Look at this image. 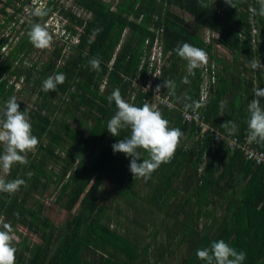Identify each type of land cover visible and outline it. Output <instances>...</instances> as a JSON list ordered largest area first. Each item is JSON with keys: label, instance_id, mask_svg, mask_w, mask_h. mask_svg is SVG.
<instances>
[{"label": "trees", "instance_id": "obj_1", "mask_svg": "<svg viewBox=\"0 0 264 264\" xmlns=\"http://www.w3.org/2000/svg\"><path fill=\"white\" fill-rule=\"evenodd\" d=\"M17 1L0 0V4L3 3L0 15L4 17L1 28L14 21L15 16L22 11L15 7ZM76 2L85 9L89 18L75 21V17L69 14L67 30L72 37H79V43L72 47L62 67L57 68L63 48L56 47L52 52L57 60L54 64L48 61L39 68V62L36 61L31 68L12 70V63L7 62L0 71V113L15 92L8 78L1 80L3 73L23 80L24 87L16 93L21 94L25 88H31L32 93L40 94V100L36 101L37 109L28 113L32 134L38 138L39 144L34 151L29 152L26 165L14 164L8 174V181L21 178L26 184L15 193H0V221L11 222L14 234L21 227L40 240L32 245L28 238H24L14 246L17 249L15 264H96L89 261V253H93L94 257L101 256L98 264H171L176 246L181 249V244H184L186 252L182 264H206L196 256V251L210 247L212 242L218 240L225 241L238 252L243 251L246 255L243 264H264V168L256 167L255 173H258L260 180L256 183L258 190L249 188L245 192L246 197L237 205L235 198L232 199L226 215V176H230L232 171L226 172L225 165L218 175L217 164L223 160L217 148H213L216 145L224 147L226 163V146L223 143L216 144L213 135L198 136L197 129L185 123L180 113L163 110L162 116L169 121V127L179 128L184 135L172 160L162 164L141 184L140 178H134L129 171L131 158L123 153L114 154L112 149V145L126 138L130 130H122L117 137L107 131V122L117 111L114 101L110 103L108 100L114 89L119 88L122 97L138 107L150 100V95L133 88V80L138 75L146 39L156 35L151 29L164 26L166 51L173 52L170 67L163 69L162 84L164 80H172L175 85L178 83L175 73L179 72L178 62L182 59L174 51L178 43L188 42L202 48L216 63L226 67V61L213 54L214 47L206 45L185 20L168 9L167 17H161L169 5L179 7L201 25L217 31V44L233 54V68L244 69L249 74L251 61L256 58L250 41L251 26L247 14L249 0H238L236 8L226 4L224 11L220 6L212 7L206 0ZM50 5L42 12L44 15H38L41 23L52 14ZM7 8L15 9V13H7ZM259 9L258 4L257 15ZM157 15L159 19L156 21ZM261 24L264 30V22ZM97 28L101 31L93 35V30ZM27 30L29 32L31 27ZM126 30L128 34L116 54ZM2 44L0 38V47ZM33 50L34 46L27 34L16 52L21 54L25 51V56L29 57ZM12 58L16 59V55L12 54ZM92 58L101 59L100 71L91 68L88 62ZM21 62H24L23 59ZM227 67L230 68L229 65ZM237 71L239 74L240 70ZM59 73L66 76L65 82L58 85L56 91H44L43 81ZM200 74L197 71L191 78V93L186 98L187 103L199 97ZM258 75L259 88L264 89L262 77ZM140 76L145 83L148 78L146 71H141ZM219 77L216 94L209 100L205 116L216 126L217 121H211V117L217 112L219 115L223 112L226 114L224 103L228 94L232 105L230 115L235 116L238 128L242 126L236 134L239 139H243L249 130L241 108L244 102L248 107L254 99L253 82L248 80L246 86L240 88L239 76ZM105 82V88L102 89ZM237 98L239 100L235 103ZM260 106L264 108V98L260 100ZM20 110L26 112L27 109L20 107ZM247 116L250 117L249 112ZM73 123L88 128L87 135L76 130ZM224 130L226 128L221 127L220 131L226 132ZM189 138L193 143L185 148V141ZM141 155L142 158L148 157L143 150ZM235 157L232 159L234 163L244 160L237 151ZM57 166L59 173L55 172ZM29 172L32 173L31 178L27 175ZM107 183L119 187L117 205L108 206L99 199V190ZM52 187L56 193L54 203L68 217L60 226L49 216L43 215L44 205L34 199L37 192ZM144 187L147 193L142 197L141 190ZM31 201L33 204L30 205ZM141 202L149 204L153 210ZM223 204L224 215L215 216L214 213ZM213 206L214 209H210ZM258 206L261 209L257 210ZM131 209L138 213L130 215L127 210ZM139 209H146L149 217L145 220L137 218ZM17 212L18 219L15 215ZM155 212L162 216L159 222ZM127 221L137 228L127 226V231H124L123 223ZM161 235L164 241L154 243ZM146 238L154 241L146 242ZM149 256H153V262L149 261Z\"/></svg>", "mask_w": 264, "mask_h": 264}, {"label": "clouds", "instance_id": "obj_2", "mask_svg": "<svg viewBox=\"0 0 264 264\" xmlns=\"http://www.w3.org/2000/svg\"><path fill=\"white\" fill-rule=\"evenodd\" d=\"M232 8L237 7L238 0H224ZM44 15L45 13H40ZM258 15L264 17V0H260ZM101 29L93 30V35H98ZM30 42L36 49L44 50L51 47L53 36L47 28L40 23H33L28 33ZM174 51L187 61L188 69H194L208 63V54L202 49L188 42L178 43ZM94 71H100V58H92L88 62ZM262 66L261 60H252L251 67L256 69ZM66 80L63 73L50 75L43 81L42 89L46 92L56 91L58 85ZM187 83V81H185ZM167 89L169 96L175 95V82L164 80L162 85L154 89L155 97L160 96L161 88ZM151 88L149 84L144 90ZM254 99L249 102L248 112V140L264 141V108L260 106V100L264 98V89L255 88ZM109 102L115 103L117 111L107 122V131L117 137L124 129H129L130 134L112 145L113 153H123L130 157L129 171L134 178L149 179L151 174L158 170L162 164L169 163L181 142L183 132L176 127H169V121L153 105L145 102L142 107L127 102L121 95L120 89L113 90L108 97ZM203 105L198 101L186 103L185 109L196 111ZM222 127L228 129L230 134L237 130V125L228 121ZM0 144L4 146L0 155V169L8 174L14 164L26 165L27 153L34 151L38 144V138L32 134V125L25 111H20V104L15 96L7 100L5 109L0 113ZM141 150L148 154L142 158ZM142 162H138L141 161ZM31 178L32 173H27ZM26 181L21 178L6 181L0 176V193H15ZM17 219L19 213H15ZM0 264H15L16 247L13 246L14 229L11 222L0 221ZM196 256L206 264H243L246 255L238 252L225 241L218 240L211 243L210 247L197 249Z\"/></svg>", "mask_w": 264, "mask_h": 264}, {"label": "built area", "instance_id": "obj_3", "mask_svg": "<svg viewBox=\"0 0 264 264\" xmlns=\"http://www.w3.org/2000/svg\"><path fill=\"white\" fill-rule=\"evenodd\" d=\"M27 0H19L15 3V7L17 9L23 8L22 14L19 12L20 17L14 21L9 22L6 25L5 34H2L0 38L3 40V44L0 47V71L3 69L2 67L8 62L12 63V70L18 68H30L33 63L38 61V59H34L33 61H29V57L25 56V52L18 54L16 49H18L19 45L22 41V36L20 34H14L12 31L16 28V22L23 25L26 29L33 25L32 17L36 15H40L45 9H47L49 3L46 0V3H40L43 6L41 8L37 7V0H31L30 2H26ZM260 0H249L248 4V22L251 26V44L255 49L260 47L262 42V32L259 26L258 15L256 14V5L259 4ZM25 2V4H23ZM36 6V7H35ZM14 10V9H13ZM7 13L8 10H7ZM15 13V11L13 12ZM36 13L35 15H33ZM11 14V13H9ZM20 19V20H19ZM159 19L158 15L155 17L157 21ZM55 18L49 17L47 20L42 22L41 24L47 28L49 33L53 36V43L51 45L52 50H54L58 45H54L57 41H62V58L58 60V65L65 64V57L67 58L72 50V47L79 43V37H72L69 31L66 29L67 22L62 19L60 23H54ZM142 18L139 19L141 22ZM27 21H30L28 23ZM57 21V18L56 20ZM28 23V24H27ZM4 24V18L2 21V25ZM154 27V26H152ZM2 28L1 30H4ZM152 31L156 32L154 38H148L145 41L142 54H141V64L138 70L137 77L133 80V88L136 91H139L143 94L150 95V100L146 101L153 105L157 110L161 113L163 110L166 111H177L180 113L183 121L195 127L197 129V135L203 137L205 134H211L214 137V141L216 144L223 143L228 149L235 150L241 152L247 161L252 162L255 165L264 167V152L256 148V141H249L248 136L243 139H239L237 136L230 134L229 132H222L216 127L211 126L204 118L202 110L206 102L209 100L213 87L218 81V66L215 62L208 60L206 65L201 66V77L202 82L200 85L199 98L196 100L200 102L203 106L196 111H192V109H185V104H178L175 100L174 96H169L167 91H164L161 88L160 96L155 97L154 89L157 85H161L163 69H166L170 64V59L172 57L171 51H166L164 44V28L163 26ZM128 34V30L124 32L122 41L116 50V54L120 51L123 40L125 36ZM73 39V40H72ZM72 41V43H71ZM209 42V41H208ZM12 54L16 55V59L13 60ZM116 56V55H115ZM23 59V63L21 60ZM115 59V57H114ZM113 61L110 65H113ZM258 60L259 59H256ZM32 62V63H31ZM262 63V62H261ZM29 66V67H28ZM261 69V66L251 70L254 75V79H256L257 72ZM141 71H146L147 80L145 83L142 82L140 73ZM4 74V75H3ZM1 76V80H4L8 77H4L6 73H3ZM9 84L15 87V92L20 91L24 87L23 80L17 79L15 76H10ZM105 84L102 86V89L105 88ZM151 85L148 91L144 90L148 85ZM255 88H257L256 80H254Z\"/></svg>", "mask_w": 264, "mask_h": 264}, {"label": "crops", "instance_id": "obj_4", "mask_svg": "<svg viewBox=\"0 0 264 264\" xmlns=\"http://www.w3.org/2000/svg\"><path fill=\"white\" fill-rule=\"evenodd\" d=\"M206 1H207V3H210L212 7H216L217 8V7L220 6L219 8H221L223 11L226 10V3L224 1H222V0H206ZM259 6H260V1H259ZM167 9H168V11L172 12L173 14L179 16L181 19L185 20V22L189 25V28L193 32L198 34L200 39L203 40L206 45H212L214 47L213 54H215L218 58L226 61V67H225L224 65H222L220 63L219 64L216 63V61L211 59L210 55L208 54V60H211V61L215 62L217 64V66H218V80L220 78L219 76H223V77H226V78H229V77L234 78V77H238L239 76V79H240V82H241V85L239 86L240 88L242 86L245 87L248 80H251V82H253L254 87H255L254 80H256L257 88H258L259 87V82H260L258 74H260L261 77H262V81L264 83V30H263V27H262V24H261L262 21L264 22V17H260L258 15V17H259V19H258L259 20V26H260L261 32H262V42H261L260 47L255 49V52H256V59H259V61L261 60L262 66H261V69L256 74V79H254V75H253V72L251 70V65H250V70H249L251 72L249 74L247 72H245L244 69H234L233 68L234 65H235L234 62L232 61L233 54H232L231 51H229V50H227V49H225V48H223V47H221L220 45L217 44L218 43V38H219V33L217 31H215L214 29L210 28L209 26L201 25L191 14H189L188 12L180 9L179 7L174 6L173 4L169 5L166 9H164L161 17H163V18L167 17ZM32 20H35V19H33V17H32ZM163 28H164V26H163ZM26 30H27V27H26ZM27 34H28V32H27ZM27 34H24V36L22 37V40ZM164 34H165V28H164ZM164 44H165V41H164ZM216 45H217V47H216ZM165 48H166V46H165ZM48 49L51 52L49 54L51 58L50 59L47 58L45 61H43V58H42V60H40V62L38 61L39 62L38 67L39 68L42 65H44L45 63H47L48 61H51L53 64L57 61V60H55V58H54V56L52 54V52H53L52 48H48ZM35 50H36V48L34 47L33 52L31 54H29L30 55L29 59H28L29 61H31V56H32V54L35 53ZM23 52H25V51H23ZM23 52H21V53H23ZM172 55H173V52H172ZM170 65H171V62H170L168 67H170ZM178 65H179V72L175 73V79L178 81V83L176 85L177 92L173 96H174V98H175V100L177 101L178 104H186L187 103L186 98L187 97L189 98L190 93H191V78H193L194 74L197 71L201 73V66L199 68L194 69L192 72H190L189 69H188V64H187L186 60L181 59V61L178 62ZM228 65L230 66V68L227 67ZM60 67H62V66H59V65L57 66V68H60ZM237 70H240L239 74H238ZM242 70H243V72H242ZM200 80L202 82L201 74H200ZM162 81H163V77H162ZM185 81H187V83ZM217 83H218V81H217ZM217 83L213 87L212 94H211L209 100L216 94V91H217L216 90V85H217ZM161 85H162V82H161ZM162 89L164 91H167L163 87H162ZM199 92H200V90H199ZM198 98L199 97H197L194 101H196ZM243 99H244V97H243ZM209 100L204 105L202 113H203V116H204L205 120L210 125L214 126L211 122H209L207 120V118L205 116V112L207 111L206 108H207V104H208ZM238 100L239 99L237 98L235 103ZM230 101H231V97L227 94L226 103H224V107L226 106V114H225V112H223V113H221L219 115V112H217L215 115H213L211 117V121H214L215 123L217 121L216 126H214L217 129L221 130L222 125H224L225 122H228V121H232V122H234L236 124L235 116L230 115L231 112H232V110H231L232 105H231ZM190 103H192V102H190ZM241 110L245 114L244 116H246V117H244V119H245V121L247 123L248 119H249V116H247L248 107L246 106L245 102H244ZM244 126H245V124H244ZM246 126H247V124H246ZM241 128H242V126L239 127V128L237 126V130H236L235 133H233V135L237 136L236 133ZM224 131L229 132L227 128ZM246 136H248V134L244 135L243 137H246ZM189 140L191 141L190 144L192 145V143H193L192 139L189 138ZM220 146L221 145H216L213 148V149L217 148L216 150L219 152V156L223 160V161H218V164H217V166H218V175L221 173V171H222L223 167H225V165H226V172H228L229 170L232 171V174L230 176H226V183H227L226 184V215H227V213H228L227 207L232 202V199L235 198V200H236L235 204L237 205L241 201H243V199L246 197V193L245 192H247V190L249 188H254L256 191L258 190V188L256 187V183H259L260 180H259L258 173H255V171L257 170L256 167H262V166L255 165L252 162L247 161L245 159L244 155L241 152H239V153L243 156L244 160L243 161H235L236 163H234L232 161V159L236 158L235 157V152L236 151L235 150L233 151V150H230V149L227 150L228 149L227 147H226V163H225V154H224V150L225 149H224V147L221 148ZM185 148H188V147H185ZM256 148H258L259 150L264 152V141H258L257 140L256 141ZM236 154H238V153H236ZM262 168H264V167H262ZM232 205H231V207H232ZM259 209H261V206H258L257 210H259ZM244 214L246 215V212H244ZM230 242H232V241L230 240Z\"/></svg>", "mask_w": 264, "mask_h": 264}, {"label": "rangeland", "instance_id": "obj_5", "mask_svg": "<svg viewBox=\"0 0 264 264\" xmlns=\"http://www.w3.org/2000/svg\"><path fill=\"white\" fill-rule=\"evenodd\" d=\"M3 1H5V0H3ZM62 1L65 3V6L68 9L73 10V13H75V15H77L78 17H81L83 19H87L88 18L87 14H86V12L84 10L80 11L79 7L75 6L73 0H62ZM37 2H38L37 6L39 8H41L43 5L40 4V3H46V0H37ZM1 7H3V3L0 4V8ZM7 10L11 14L15 11V9L13 10V8H7ZM21 10L23 11V8H21ZM21 14H22V12H21ZM21 14L18 13L15 16V20L17 18H19ZM35 14L36 13H34L33 15H35ZM60 15L61 14H59L58 12H56V15L53 14V17L55 18V20L57 18V21H55V20L53 21L54 23H56V24L60 23L62 21V19H64V17L60 16ZM3 18H4L3 15H0V36L2 34H5V30L9 26L8 25L4 30H1L2 29L1 25H2ZM27 22L30 23V21H27ZM27 32H28V30H26L25 27L23 25H21L20 23H18V22H16V28H14V30L12 31V33L14 34V37L16 36V34H20L23 37L24 34H27ZM62 43H63L62 41H57V42L54 43V45L55 46L58 45L57 47L59 48V46H62ZM71 43H72V41H71ZM50 53L51 52H50V50L48 48L44 49V50L36 49L35 53L32 54V56H31V61H33L34 59H38V61L40 62V60H42V58H43V61H45L47 58L50 59L51 58L50 55H49ZM4 77H8L9 78L10 76H9V74H6ZM25 89H26L25 92H23L21 94H18L16 92H14L13 96H15V98H16L17 102L20 104L21 108H26L27 109L26 110V114L28 115V117L30 119V122H31V118H30L28 113L31 110H36L37 109L36 101L40 100V96H39L40 94L39 93H32L31 88H25ZM4 109H5V107L3 108V111H4ZM73 127L76 130H78L79 132L83 133L84 135H87L88 128L83 127V126H81V125H79L77 123H73ZM88 127L90 128L91 125L89 124ZM190 143H191L190 140H186L185 144H184L185 147L191 146ZM3 151H4V146L2 144H0V155L3 154ZM28 156H29V153H27V158H28ZM63 156H64V154H63ZM55 172L59 173V167L58 166L55 168ZM8 174H5L3 172V170L0 169V176H3V178L6 181H8ZM139 181L142 184V183H144L145 179L144 178H140ZM127 182H129V181H127ZM118 191H119V187H115L113 184L107 183V185H105L104 187L100 188V190H99V199H100L101 202H105L108 206L117 205L116 204V200L118 199L117 198ZM146 193H147V188L146 187L142 188L141 196L144 197ZM55 195H56L55 188L52 187V188H50V189H48L46 191L37 192V196L34 197V199H36L37 201L39 200V202L44 205L43 215L44 216L45 215L49 216V218L56 225L60 226V225H63L66 222L68 217H67L66 212L61 210L59 208V206L56 203H54ZM117 202H119V201L117 200ZM141 203H143V206H145V207H148V205H149V204L144 203V202H141ZM31 204H33L32 201L30 202V205ZM121 206L125 210L123 203H121ZM148 208H151L153 210V208L150 205H149ZM210 209L213 210L214 206L210 207ZM127 211L129 212L130 215H133V213H138V212H133L132 209L131 210H127ZM145 211H146V209H145ZM145 211H144V209L140 210L139 214L137 215L138 216L137 218H139L140 220L141 219L145 220L147 217H149V215ZM224 213H225V209H224V204H223L219 209L216 210L214 215L217 216V217L218 216L222 217V215H224ZM155 216L157 217V219H159V217L160 218L162 217L160 215V213H158V212H155ZM157 221L159 222L160 219L157 220ZM123 224H124V231H127V229L125 228L127 226L134 227V229L137 228V226L133 225V223L130 222V221L124 222ZM212 229H214V228H212ZM148 233L150 234L151 231H148ZM24 238H28L29 239V243H31L32 245L40 242L39 238L36 235H34V234L30 233L29 231H27L26 229L20 227L18 232L15 233V235H14V240H13L14 241V245L13 246H17ZM145 241L146 242H151V241H154V240L152 238H146ZM161 241H164V240H162V235L159 236L154 241V243H158V242H161ZM143 243H145V242L143 241ZM183 245L184 244L180 245L181 249H179L178 246H176L177 248L175 249L174 257L172 258V260H170L171 264H182L183 256L186 253L184 248H183ZM120 257H121V255H120ZM88 258L90 259V260L88 259L89 261L98 264V262H99L98 260L101 258V256L94 257L93 253H89ZM103 259L106 260L107 258H103ZM149 261L153 262V256H149Z\"/></svg>", "mask_w": 264, "mask_h": 264}, {"label": "flooded vegetation", "instance_id": "obj_6", "mask_svg": "<svg viewBox=\"0 0 264 264\" xmlns=\"http://www.w3.org/2000/svg\"><path fill=\"white\" fill-rule=\"evenodd\" d=\"M74 1V4L75 6L79 7V10L83 11L85 10L84 8H82L80 6V4H78L76 2V0H73ZM49 4L50 5V12H52V14L50 15L51 17H53V14L56 15V12H58L59 14H61L60 16H63L64 17V20H66L67 22V25L69 23V14H72L74 17H75V21H77L78 19H82L84 20L83 18L81 17H78L77 15H75V13H73V10L71 9H68L66 6H65V3L62 1V0H48ZM38 3V2H37ZM61 5V6H60ZM69 7V6H68ZM36 8H39L38 6ZM46 10V9H45ZM44 10V11H45ZM42 13V12H41ZM54 18V17H53ZM33 19H35V23H40L41 24V19H39L38 15L36 16H33ZM67 25H66V29H67Z\"/></svg>", "mask_w": 264, "mask_h": 264}]
</instances>
